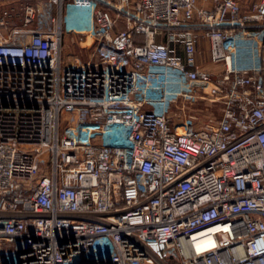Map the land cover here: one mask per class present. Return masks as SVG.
Listing matches in <instances>:
<instances>
[{
  "label": "built area",
  "instance_id": "built-area-1",
  "mask_svg": "<svg viewBox=\"0 0 264 264\" xmlns=\"http://www.w3.org/2000/svg\"><path fill=\"white\" fill-rule=\"evenodd\" d=\"M0 264H264V0H0Z\"/></svg>",
  "mask_w": 264,
  "mask_h": 264
},
{
  "label": "rangeland",
  "instance_id": "rangeland-1",
  "mask_svg": "<svg viewBox=\"0 0 264 264\" xmlns=\"http://www.w3.org/2000/svg\"><path fill=\"white\" fill-rule=\"evenodd\" d=\"M246 5L253 4V2L257 0H243ZM64 49H63V55L65 61L70 62H77V64L84 63L88 60L89 52L91 51L90 48H88L89 42L86 41H80V40H73L70 37H65L64 39Z\"/></svg>",
  "mask_w": 264,
  "mask_h": 264
},
{
  "label": "crops",
  "instance_id": "crops-1",
  "mask_svg": "<svg viewBox=\"0 0 264 264\" xmlns=\"http://www.w3.org/2000/svg\"><path fill=\"white\" fill-rule=\"evenodd\" d=\"M242 4L243 7H246L248 5L245 4V2L243 0H239ZM34 2V1H33ZM37 5V9H38V13L42 14L45 11V3L42 1H37L35 2ZM38 28H45L46 24L44 23H38V25H36Z\"/></svg>",
  "mask_w": 264,
  "mask_h": 264
}]
</instances>
